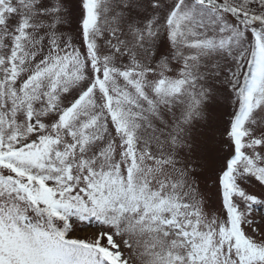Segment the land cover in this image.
Here are the masks:
<instances>
[{
  "label": "snow or ice",
  "instance_id": "snow-or-ice-1",
  "mask_svg": "<svg viewBox=\"0 0 264 264\" xmlns=\"http://www.w3.org/2000/svg\"><path fill=\"white\" fill-rule=\"evenodd\" d=\"M0 264H264V0H0Z\"/></svg>",
  "mask_w": 264,
  "mask_h": 264
}]
</instances>
